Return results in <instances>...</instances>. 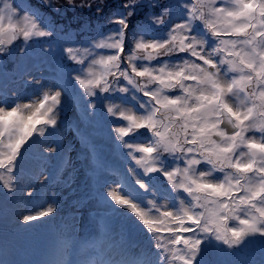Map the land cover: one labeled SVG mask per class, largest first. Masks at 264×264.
Here are the masks:
<instances>
[{"label": "snow or ice", "instance_id": "1", "mask_svg": "<svg viewBox=\"0 0 264 264\" xmlns=\"http://www.w3.org/2000/svg\"><path fill=\"white\" fill-rule=\"evenodd\" d=\"M94 3L103 13V0H68L70 7ZM141 7L153 12L133 29L130 20ZM21 16L22 26L14 22ZM106 23L111 27L93 29L88 39L42 45L41 54L58 68L46 83L24 58L30 44L56 36L54 24L15 0H0V58L22 40V87L40 93L23 102L6 83L0 91V196L8 202L17 193L35 194L23 186L26 154L37 145L42 159L61 154L50 137L70 96L85 125L102 122L127 150L126 173L110 179L90 136L76 129L91 156L96 200L127 215L147 245L122 250L116 260L93 243L92 258L68 264H233L207 256L231 257L252 244L264 255V0H125ZM55 211L49 204L19 219L27 225ZM94 231L98 240L107 238V219Z\"/></svg>", "mask_w": 264, "mask_h": 264}, {"label": "rangeland", "instance_id": "2", "mask_svg": "<svg viewBox=\"0 0 264 264\" xmlns=\"http://www.w3.org/2000/svg\"><path fill=\"white\" fill-rule=\"evenodd\" d=\"M125 2V0H103V13L98 14L95 10L96 5L93 4L92 8H79V7H70L68 5V0H51V3L55 6L54 8L46 7L45 2H42V0H15L16 5L19 8L26 9L28 12H37V14L46 20L52 22L57 29L70 27L73 25H76L73 29H81V26L83 25H89L86 32V37L88 38V34L93 30L97 28L104 27L105 29L111 27L110 25H107L106 21L107 18L110 16H113L114 14L118 13V10L120 8V5H122ZM157 3V4H167L169 0H141V3L143 5H147L149 3ZM76 4H80L81 0H75ZM55 8H59V11H55ZM76 8V9H75ZM85 9V10H83ZM83 10V11H82ZM158 11V9L156 10ZM153 9L141 7L137 9V14L131 18L130 23L133 28H138L140 25L144 24L148 17L152 14ZM84 14L86 16H84ZM87 17V21L85 22L84 19ZM98 17V20H102V23L94 21L93 23H89L90 19ZM14 22L23 25V19L21 17L14 18ZM7 23V20L5 21ZM86 23V24H85ZM103 26H100V24ZM81 25V26H80ZM64 39V38H63ZM63 39H61L58 34L54 36L50 41L52 43H56L58 41L63 42ZM22 40H17L14 42L12 46V50L18 45L22 44ZM37 44V43H36ZM38 45L30 44L29 45V53H36ZM41 51V50H40ZM15 53L12 52L11 56H5L3 58H0V72H2L4 75L3 69L6 68V73L9 70H14V65L16 61ZM40 74H45L44 72H39ZM37 77H40L38 75H35ZM43 81L51 82L53 79L51 77H40ZM16 79L12 80L11 82L16 83ZM21 81V79H20ZM8 88V86H7ZM19 90L21 93V98L23 102H28V100L33 95H39V89H36L34 86L30 88V90L25 89L24 87H20ZM10 90H14L11 88ZM79 114V107L76 104L74 100L71 99V97L66 98V106L63 110V113L60 117L61 124H64L65 126V132H61L58 137L54 138V140H58L61 144V148L69 152L71 155L70 157H65L66 160L65 166L62 169L61 172V163L56 160V156H51L48 158L50 162L54 163V166H56V174H58V181L56 179H45V176L48 174L43 172L44 175H39L38 178H34L33 181H30L26 179L23 182L24 187H31L34 189V193L36 194L35 197L28 198L26 195V192L24 194L17 193L16 199L20 201V203L27 202L30 205H32V208L29 209L30 205H25L23 209H20L18 214H13L12 220H10V209L14 205L13 202H10L9 204H4V199L2 196H0V242H4L5 244H10L12 241L9 238H6L7 232L10 228V222L13 221L11 224V229L15 232L24 230L27 231L28 227L29 234L32 235L31 228L39 227V235H36L37 243L36 246H32L29 248V245L25 246L24 248H17L14 251H11L12 247L7 251V256L9 258L7 259L9 261V264H41L42 260H44V257L46 253L50 250H52L55 247V244H49L47 243V240L49 238H53L51 234H54L52 231L54 230H66L68 234L69 240H77L79 242L83 243V240L87 239L88 237H91L94 235V225L98 228L100 218L104 217L107 219L108 225H112L115 227L116 225H119L115 228L123 229V233H125V236H121L123 238H128L129 240L131 238H135L130 240V245L135 244L136 242H140L141 244L139 247H143L147 245V239L145 238V233L142 232L140 229L133 226L132 221L128 218L127 215L124 214H114L109 212L101 203H99L94 195L95 192V184L92 179V176H90V179L85 183L86 187L82 189L83 184L80 186H76L78 184V176L74 175L78 173L77 171H81L83 169L82 166L78 163V160L85 159L82 155L78 152L79 148L82 150V145L80 142V136L77 133L76 129L79 128L81 132H87V134H92L91 128L87 125H85L80 118L76 117V115ZM74 123H77V125L74 126ZM58 128L59 130L61 128ZM63 131V130H62ZM56 134V133H54ZM53 134V135H54ZM63 134H66L65 136ZM52 135V136H53ZM92 141V140H91ZM135 142V141H134ZM93 145L96 150V155L100 156L102 154L105 156L109 161L112 162V167H109L112 172L109 173L110 179H118V170L119 165L113 163L114 161H128V158L125 156L124 152L123 154L121 152H117L116 155L114 153V150L118 143L113 142L112 139L109 138L107 140H102L101 138H98L96 136L95 142H93ZM104 144H107L108 146L104 148ZM119 148V147H118ZM117 150V149H116ZM42 151V149H41ZM121 153V154H120ZM29 154V152H28ZM81 157H80V156ZM122 156L123 159H120L119 157ZM80 158V159H79ZM81 161V160H80ZM92 163V160H91ZM72 164L75 165V167L72 166ZM127 165V164H126ZM125 165V167H126ZM68 166V167H67ZM48 168V167H47ZM78 168V169H77ZM72 169V171H71ZM126 169V168H125ZM91 173L89 171L87 174ZM46 184V185H45ZM49 197L48 201L41 202L46 197ZM37 198V199H36ZM41 202V203H40ZM160 203H163V201H160ZM49 204H54L56 206V211H59V213H56V211L50 215L52 219H45L40 218L36 221H32L29 224H24L22 220L19 219V217L22 214H28V212H36L39 210H43V208H46ZM59 204H63L64 208H60ZM121 213H123V210H121ZM3 225V226H1ZM8 229L5 231V229ZM93 230V231H92ZM93 232V233H92ZM26 233V232H25ZM112 234H109L111 236ZM55 236V235H53ZM60 237H63V234H60ZM96 237V236H95ZM13 243V242H12ZM17 244V242L15 241ZM3 244V246L5 245ZM105 251H108V255L111 254L112 258L114 259H120V253L121 249H115L114 247H104ZM77 251V250H76ZM261 253V247L259 244H252L249 245L246 248H243L239 251L240 254H244V260L242 264H245L247 261L251 264H260L255 263V254ZM76 254V253H75ZM208 258V256H207ZM214 259H217L216 257ZM213 259V260H214ZM225 259H229L232 261V256L227 257ZM70 262V261H68ZM233 264H240L238 260L232 261ZM66 264V263H65Z\"/></svg>", "mask_w": 264, "mask_h": 264}, {"label": "trees", "instance_id": "3", "mask_svg": "<svg viewBox=\"0 0 264 264\" xmlns=\"http://www.w3.org/2000/svg\"><path fill=\"white\" fill-rule=\"evenodd\" d=\"M78 5V4H77ZM76 9V8H75ZM85 10V9H83ZM82 10V11H83ZM84 16H86L84 14ZM48 21V20H47ZM84 21H87V17L84 19ZM94 21L99 22L100 20H98V17L92 18L90 19L89 23H93ZM50 22V21H49ZM100 23H102V20L100 21ZM99 23V24H100ZM86 24V23H85ZM76 25L70 26V27H66V28H61V29H57L56 28V34H58V36L65 40H72V41H76V40H85L88 39L86 37V32H87V28L89 25H80L81 29H73ZM100 26H103L102 24H100ZM96 29V28H95ZM136 29V28H133ZM65 33H67V36H65ZM60 42V41H59ZM47 43H52L51 41H41L40 43L34 44V45H38V49L37 51H35L36 53H29V56L24 58L25 63L29 64L32 67V75H38L40 77H51L53 79V81L56 78L57 72H58V68H57V60L55 58H52L50 56H45L41 54V46ZM22 46V44H18L14 50H12V52L15 53L16 56V61H15V65H14V70H9L7 71L6 75H4L2 72H0V91L3 90V85L6 83L8 86V89H13L14 86V90H17L20 93V87H22V81H20V76L17 72V65L19 64V58L17 55V49ZM39 72H44L45 74H40ZM16 79V83L13 84V82H11L12 80ZM28 90H30V88H27ZM21 95V93H20ZM76 117L80 118V111L79 114L76 115ZM77 125V123H74V126ZM91 128L92 134H89L91 140L93 142H95L96 136L98 138H101L102 140H107L108 139V128L102 123H97V124H93V125H87ZM61 129H57L56 130V134H54L53 136L50 137L51 140H54V138L58 137L60 134H62L61 132H65V126L64 124L61 125L60 127ZM63 130V131H62ZM64 136L66 134H63ZM134 142V141H133ZM108 145L104 144V148H106ZM119 147V148H118ZM117 149V150H116ZM121 152L122 154L124 152H126V149H123L120 146H116L114 153L116 154L117 152ZM40 152L41 149L39 148V146H34L30 151L29 154H26V158L24 161V181L26 179L33 181L34 178L38 177L40 175L41 172H45L48 174L46 176H48L49 174H51L52 176L55 177L56 181H58V174H56V166H54V163L50 162V160L48 159H42L40 157ZM78 152L80 153V155L83 156V158L85 159H80L78 160V163L80 164V166L83 167V169L81 171H77L78 173L76 174V172L74 173L75 177L76 175L78 176V184H76V186H80V185H84L82 186V189L84 187H86L85 183L86 181L90 182V176H92L91 173L87 174L89 171H91V156L90 154L86 153L85 150L82 147V150H78ZM120 153V154H121ZM79 155V156H80ZM118 155V154H116ZM71 155L69 154V152H67L66 150H64L63 148H61V154L56 156V160L59 161L61 163V172L63 167L65 166L66 160L64 159L65 157H70ZM81 157V156H80ZM98 157L104 161L109 167H112V162L109 161L105 156H103L102 154H100V156L98 155ZM120 159H123L122 156L119 157ZM113 163L117 164V166L119 165V173H126V167L125 165L128 163V161H114ZM73 167H75L74 164H72ZM48 167V168H47ZM68 167V166H67ZM78 169V168H77ZM65 170V169H63ZM72 171V169H71ZM23 181V182H24ZM46 185V184H45ZM36 194L33 195V197H35ZM37 199V198H36ZM49 197L47 196L46 198H44L43 200H41V202H45L48 201ZM10 202H13L14 205L11 207L10 209V220H12L13 214H18L20 209H23V207H25L23 204L30 205L29 203H27L26 201L23 203H20V201L18 199H14V200H9L8 202L4 201V204H9ZM40 202V203H41ZM60 208H64L63 204H59ZM32 208V205L29 206V209ZM56 213H59V211H56ZM45 219H52L50 216L48 217H44ZM13 223L10 222V228L9 231L6 233L7 236L6 238L11 239L10 244H5L4 242H0V258L3 259H8L9 256L5 255L7 254V251L12 247L11 251H14L15 249H17L18 247L20 248H24L25 246L29 245V248L32 246H36V235H39V231L42 230L39 227H34L31 228L32 231V235L29 234V229L30 227H28V230L25 231L21 230L18 232H15L14 230L11 229V224ZM3 226V225H1ZM109 226V233H108V237L105 238L103 241L98 240L96 237L98 235V231H93L94 235L91 237H88L87 239L83 240L82 242H79L77 240H69L68 234L66 230H54L52 231L54 234H51L53 238H49L47 240V243L49 244H55L54 249L52 250V252L49 250L45 257L44 260H42L41 264H47L48 261L53 260V259H64L65 263L68 264V261H74L77 259H86L89 256L92 257V250L90 245L95 243L98 246H100L102 249H104V247H109L112 249V247H114L115 249H121V250H131V251H135V252H139L142 250V247L137 248L140 246V244L142 243L141 240L140 242H136L135 244L133 243V245H130V240L135 239V238H131L130 240L128 238H123L125 236V233H123V229L120 228H115L119 225H116L115 227H113L112 225H108ZM8 229L6 228L5 231H7ZM98 230V228H97ZM26 232V233H25ZM92 232V233H93ZM60 234H63V237H60ZM109 234H112L111 236H109ZM55 235V236H53ZM96 236V237H95ZM123 236V237H121ZM15 241L17 242V244L15 243ZM73 241H75V247H73ZM63 242H67V249H68V254L62 256L61 255V249L64 247ZM3 244H5L3 246ZM142 245V244H141ZM6 250V251H5ZM77 250V251H76ZM108 251L104 250L105 253V258L106 259H114L112 258V255L107 253ZM76 253V254H75ZM217 259H225L224 257H218L216 255V253L214 251H210L208 258L210 260H213L214 258ZM244 254H236L234 256H232V261H236L238 260L240 264H242L243 262H245L244 260ZM264 259V255H262V252L255 254V263H260L261 260ZM117 260V259H116ZM245 264H251L249 263V261H247Z\"/></svg>", "mask_w": 264, "mask_h": 264}]
</instances>
